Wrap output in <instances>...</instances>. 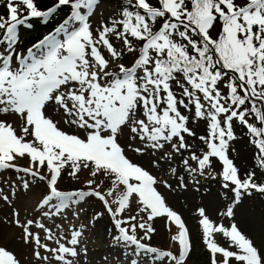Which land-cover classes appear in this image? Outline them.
I'll return each instance as SVG.
<instances>
[{
	"label": "snow or ice",
	"instance_id": "obj_1",
	"mask_svg": "<svg viewBox=\"0 0 264 264\" xmlns=\"http://www.w3.org/2000/svg\"><path fill=\"white\" fill-rule=\"evenodd\" d=\"M0 8V173H16L11 196L17 186L42 189L39 216L23 220L0 190L13 208L0 224L18 229L33 264H90L85 232L105 215L124 264H189L190 230L159 188L198 192L201 178L218 180L224 198L215 220L196 208L208 264H264V245L236 222L237 207L264 197V0H52L44 8L0 0ZM33 20L51 28L26 46ZM237 128L251 145L243 173L232 158ZM65 174L84 186L64 190ZM93 200L101 210L88 223L66 231L56 222L69 212L78 219ZM158 219L175 250L150 243ZM0 264L23 261L0 244Z\"/></svg>",
	"mask_w": 264,
	"mask_h": 264
},
{
	"label": "rangeland",
	"instance_id": "obj_2",
	"mask_svg": "<svg viewBox=\"0 0 264 264\" xmlns=\"http://www.w3.org/2000/svg\"><path fill=\"white\" fill-rule=\"evenodd\" d=\"M39 6L42 7L41 5ZM3 12L4 9L0 8V13ZM107 14L108 6H106L104 10V15L106 16ZM56 118L60 119V117ZM14 123L18 122L14 121ZM61 126H63L62 121ZM193 127L195 126L193 125ZM201 127L202 132L201 129L199 130L198 128L196 130L197 134H206L205 125L202 124ZM17 130L19 131V129ZM199 131L201 133H199ZM233 147L235 151L232 153V158H234L235 163L240 167L243 173L246 169L252 167L253 161L251 160V145L247 143V139L243 137L239 128H237V141L233 144ZM20 164L25 165L26 162L20 161ZM219 167L220 165H217V168ZM181 174L184 173L181 171ZM86 178V174L81 175V181ZM165 178L169 177L165 176ZM15 180L16 173L12 171L0 173V190H3L5 194H9L10 198L15 201L14 206L19 210L22 220L25 217L33 218L34 215L38 217L39 212L36 210V203L42 189L36 188L33 191L25 192L22 188L17 186L16 196H11L9 184ZM170 181L175 187V178H170ZM83 186V183L78 184L72 178L67 177L66 174L61 183V187L64 190H72ZM159 190L166 197L168 204L181 214L186 222V226L190 230L193 250L189 264H208L209 253L202 242V234L198 224L196 208H207L210 216L214 220L216 219L217 210L223 209L221 201L224 200L223 197L218 198L219 193L222 191L218 180L201 178L200 190L198 192L194 191L191 187L187 191L177 188L175 192H171L163 187H160ZM172 200L175 201L176 204L172 203ZM84 207L85 212L82 213L78 219L74 218L69 212L66 221L58 219L56 222L61 223L63 228L67 231L70 227L78 226L81 223H88L94 213L101 210L99 202L95 200ZM12 210V206L0 200V218L5 216L10 218ZM217 222L228 223L226 220ZM236 222L239 224L242 231L256 241L257 246L264 245V197L258 195L253 196L237 207ZM46 223L51 225L52 222L46 221ZM2 226V230L0 231V244H7L10 248H14L17 254L22 258L23 264H33L30 250L20 246L16 240L18 229L10 225L2 224ZM155 227L157 228V234L153 236L150 243L161 248H172L175 250V245L171 242L170 234L166 228V221L158 219L155 222ZM110 229H112L110 218L105 215L96 222L94 227L85 232L86 239L84 243L88 249V261L90 264H124L125 256L123 250L112 245L111 235L114 233H111L109 231ZM172 232H176L174 226ZM217 240L222 246H227V241L222 235H218Z\"/></svg>",
	"mask_w": 264,
	"mask_h": 264
},
{
	"label": "trees",
	"instance_id": "obj_3",
	"mask_svg": "<svg viewBox=\"0 0 264 264\" xmlns=\"http://www.w3.org/2000/svg\"><path fill=\"white\" fill-rule=\"evenodd\" d=\"M50 1L51 0H39V5H41L42 7H46L47 5H49L51 3ZM62 13L63 12H61L60 15ZM32 23H33V28L31 30L25 32L23 35L24 42H29L31 40L36 39L37 37H39L41 35L42 31H44V30L47 31L51 28V25H49L48 27H45L35 20H33Z\"/></svg>",
	"mask_w": 264,
	"mask_h": 264
},
{
	"label": "bare ground",
	"instance_id": "obj_4",
	"mask_svg": "<svg viewBox=\"0 0 264 264\" xmlns=\"http://www.w3.org/2000/svg\"><path fill=\"white\" fill-rule=\"evenodd\" d=\"M52 114L55 115L54 112H53ZM202 124H203V123H201V124L199 125V127H196V130H197L198 128H199V130H200V129L202 128V127H201ZM201 132H202V129H201ZM201 132L199 131V133H201ZM201 135H202V134H201ZM173 200H174V199H173ZM173 200H172L171 202L176 204V202L173 201ZM0 217H1V216H0ZM247 220H248V219H247ZM242 222H243V221H242ZM250 223H251V222H250ZM2 227H3L2 224H0V231L2 230ZM156 229H157V228H156ZM3 231H4V230H3Z\"/></svg>",
	"mask_w": 264,
	"mask_h": 264
}]
</instances>
